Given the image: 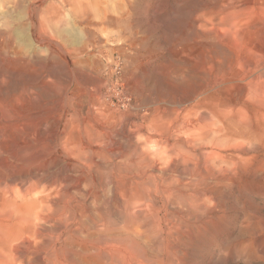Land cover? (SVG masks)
Segmentation results:
<instances>
[{
	"label": "rangeland",
	"instance_id": "obj_1",
	"mask_svg": "<svg viewBox=\"0 0 264 264\" xmlns=\"http://www.w3.org/2000/svg\"><path fill=\"white\" fill-rule=\"evenodd\" d=\"M0 264H264V0H0Z\"/></svg>",
	"mask_w": 264,
	"mask_h": 264
},
{
	"label": "bare ground",
	"instance_id": "obj_2",
	"mask_svg": "<svg viewBox=\"0 0 264 264\" xmlns=\"http://www.w3.org/2000/svg\"><path fill=\"white\" fill-rule=\"evenodd\" d=\"M136 147H137V145H136ZM138 148H140L139 145H138ZM160 154L163 155L164 151H161ZM144 164H142V165H144ZM142 165L137 166V167L140 166L138 171H137V174L135 172H134V174L132 173L131 175L128 173H125V174L123 173L125 176V180L122 181L123 186L120 188V189H122V191H121V193H118V189H116V191H114V193H115V197L117 199L116 201L120 202L119 203L120 209L124 208L125 211H127V214L130 216V218L128 220H125L123 222V224L120 228V232H121L120 239H121V241L117 242V246H118V248H125L131 252L134 249H136V250L139 249V251L141 250V254H140L141 260L144 263H146V262H150V258L148 257L147 254H145V251L143 248H146L145 246H147V245L150 247H153L155 245V247L159 249V247L161 245V237H162V231H163L162 222L160 220L161 207H159V206L156 207L155 213H156V215H158L156 220L148 218L144 215H139L138 212H136V208L138 207V205L146 206L150 201H153L152 196L150 194L152 187L156 188V191H158V195H161V193L163 191V179H162L161 168L156 167L157 169H156V172L154 173V176L152 178L145 180L144 176L139 175V173L141 171H143ZM85 177L86 176H84V177L82 176V179ZM63 179H64V176H63ZM63 179H62V181L66 184L67 188H70L69 185H70L71 180H68V179L63 180ZM177 181H176V183H178ZM167 184H169V183L167 182ZM66 186H65V188H66ZM138 186L140 187V189L144 193H142V194L139 192H138V194L134 193V187L139 188ZM184 188H185V186H184ZM169 192H171V191H169ZM120 194L121 195H128V197L126 199L122 198V197H120ZM68 207H72V206H67L66 208H64V210H70V208H68ZM72 208L75 209V207H72ZM74 211L75 210H73V212ZM74 214H76V213L74 212ZM153 232L156 233V238H155L154 242L151 241V235ZM139 251H137V252H139ZM126 257H127V255H126ZM124 260H126V259H124ZM124 263H125V261H124Z\"/></svg>",
	"mask_w": 264,
	"mask_h": 264
}]
</instances>
